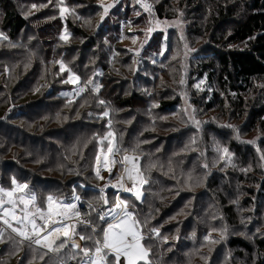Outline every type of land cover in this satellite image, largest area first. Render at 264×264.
Instances as JSON below:
<instances>
[{
	"label": "trees",
	"instance_id": "trees-1",
	"mask_svg": "<svg viewBox=\"0 0 264 264\" xmlns=\"http://www.w3.org/2000/svg\"><path fill=\"white\" fill-rule=\"evenodd\" d=\"M149 1L151 13L145 11L138 0H114L104 20L99 18V27L89 32L90 26H77L74 21L82 23L84 18L92 21L100 17L103 8L95 1L63 0L61 4L57 0H51V3L49 0H0V31L9 38L0 41V138L3 141L8 139L7 142L14 147H27V152L14 150L7 158L5 155L10 153V149L6 145L0 146V186L10 187L12 178L27 183L32 191L38 189L44 194L38 199L39 204L48 194L69 201L71 187L75 184L81 197L91 205L90 221L98 230L95 238H102L100 230L103 223L96 214L108 205H104L99 193L91 189L97 185L93 150L97 149L94 137L107 132L108 120H111L120 146L129 150L121 155H131L135 148V155L140 157L141 168L149 180L144 185L142 201L135 200L132 194H124L122 198L130 199L128 201L135 205L138 218L148 220L147 229L154 227L160 230L159 237L152 235L145 242L152 247L151 264H188L195 251L201 262L210 252L206 249L210 241L205 237L210 235L211 240H216L219 234L209 233L211 228L208 225L198 224L197 218L201 216L198 206L203 196L196 194L193 197L194 213L187 216L190 195L176 187L179 185L176 178L180 166L182 171L187 170L183 165L189 166L192 160L180 165L182 158L173 155L175 147L166 152L167 145L173 142H168L169 136L156 142L153 138H142V133L144 136L153 133L146 130L152 126L141 124L137 118V108H144L155 123L153 126L164 128L156 123L155 115L164 109L175 108L174 102L161 94L162 89L156 92L158 78L164 68L160 56L161 43L153 33L141 49L130 48L126 41H131L133 38L130 37L136 36L135 32L145 35V15L166 19L173 17L177 9H182L189 28L197 33L210 32L214 45L208 52V59L196 61L192 74L198 83L206 80L195 94L200 109L217 110L222 117H234L236 120L248 115L253 122L251 128H255L257 123L264 131V87H261L264 85V0ZM33 4L37 5L36 9L31 7ZM60 8L67 9L63 16ZM64 35H68L67 41L61 39ZM58 61H63L80 76V83L93 79L102 85L99 93L86 91L72 99L62 96L60 92L70 89L71 84L62 82L68 74H58ZM159 65L161 68H157ZM5 67L9 69L8 73L4 72ZM195 79H191L193 83ZM255 84H259L258 87ZM154 93L158 95L154 96ZM252 94L254 98L250 96ZM101 99L106 101L105 105L98 104ZM249 99L250 110L247 107ZM69 100L74 102L70 104ZM105 110L109 111V117L100 118ZM26 124L28 129L34 124V129L35 126L36 130L42 129V137L36 139L35 145L24 144V133L29 131ZM86 143L87 147L84 146ZM162 143L166 145L161 152ZM137 144L139 148H136ZM232 147L236 149L234 144ZM240 150L231 151L235 155L231 164L242 171L249 167L257 171L255 161L248 162L246 152ZM160 156H164L165 161H160ZM152 163L156 167L146 170ZM172 163L175 169L170 166ZM32 166L39 175L33 172ZM232 170L208 176L214 180L210 187L223 205V223L231 226L233 232L221 245L228 254L218 253V249L211 251L206 263L219 264L224 255L229 258V248L232 256L237 258L236 264H264V238L252 236L238 226L233 200L240 191L229 186L226 176L235 175L238 180L252 184L256 180ZM42 171L49 175L42 176L39 173ZM108 200L109 204L113 202V192H109ZM181 209L186 217L179 219L181 223L177 225H181L187 234L183 237L178 235L177 240L183 241L166 248L172 241L166 234L172 232L176 224L162 225L159 222L171 218ZM202 211L201 207L200 213ZM147 229L146 235L149 234ZM77 230L82 235L92 234L90 227L78 225ZM247 236H251L250 240ZM85 246H91V241H83ZM13 250L11 244H0V264H29L32 260L33 252L27 244L15 255L10 254ZM33 264H44V261L36 259Z\"/></svg>",
	"mask_w": 264,
	"mask_h": 264
},
{
	"label": "rangeland",
	"instance_id": "rangeland-1",
	"mask_svg": "<svg viewBox=\"0 0 264 264\" xmlns=\"http://www.w3.org/2000/svg\"><path fill=\"white\" fill-rule=\"evenodd\" d=\"M92 1H95L100 5L102 3L104 6H107L108 4L113 5L114 3V0ZM177 10L178 11H176L173 17L166 19H159L156 17L145 15L147 20L145 35L142 36L141 33L135 32L136 36L130 37L133 39L131 41H126V45H131L130 48L134 46L136 47V49H141L152 33L154 36H156L155 39H157L161 43L160 56L164 68L162 70L161 76L158 78V89L156 90V92H158L159 89H162L163 93L161 94H164L167 98L172 100L174 102L173 105L175 106V108L174 110L164 109L162 110V113L155 115L156 123L161 124L164 127L159 128L153 126L155 123L152 122V118L148 117L150 116L148 112L144 108L138 107V120L141 121V124L142 122H144V125L152 126L148 129H145L149 132H153L145 136L142 133L141 136L142 138H153L155 142L160 138H166L169 136L171 139H169L170 141L168 142H171V140H173V142L167 145L166 152H168L169 149L171 150L173 149V147H175V152H173V155L174 157L177 156L179 158H182V160L180 161V165L187 160H192V164H190L189 166L183 165V167H185L187 170L182 171V167L180 166L178 176L176 178V181L179 183V185L177 184L176 187L178 186V190H181V192L183 193L187 192L190 195L188 198L189 214L187 216H189L191 213H194L192 207L193 197L196 196V194L197 196H203V199H200L201 203L199 202L200 204L198 206V213L201 214V216L197 218L198 224L204 227L208 225L209 228H211L209 233L216 235L219 234L220 236L216 237L217 239L214 240L218 241L217 243H207L208 245L206 246V249L210 251L208 252V256L210 255L211 257V251H216L217 249L218 253L224 252L225 254H228L227 252L223 251L224 246L221 245L222 243H225V241L227 242L229 240L231 236L230 233H232L233 230L231 229V226L227 227V225L223 223V205L210 187V183H213L214 181L213 179H211L212 177L208 178L210 173L213 175L214 172H228L233 169L232 171L242 172V174L245 177H248L250 180H253L255 178L256 183L252 184L251 182L245 180H238L237 176L235 175L227 174L226 176L229 186L232 189H235V187H237L240 191L234 195L233 200V210L237 214V220L239 222L238 226L241 227V230L246 231L247 233L250 232L252 236L264 238V187L261 188V183L264 182V161L260 159L261 153H264V131L262 130V125H259L257 123L255 124L256 127L252 129L251 126L253 125V122L250 118H248V115H244L241 119L236 120V118L234 117H222L217 110L204 111L200 109L201 107L198 106V103L195 100V94L198 92V89L195 87L197 89L195 90L194 86L200 84L201 81H203L204 84L206 80L202 79L198 83L196 79L192 77V74L193 70L196 69V67H194L196 66V61H203L208 59V52L211 48L214 47V45L211 41L210 32L203 31L202 33H197L192 31L191 28H189V22L187 21L186 15H184L182 9ZM99 18L100 17H96V19H92V21L84 18L82 19V23H80L79 21H74V23L77 26H83V24L85 26H90L89 32H93L96 30V28L99 27L97 25L100 21ZM156 21H160V23L157 24ZM173 22H175L174 26ZM123 27L124 26H122L121 28ZM148 29L152 30L148 31ZM130 30H133V28ZM133 40H135V42H133ZM186 44L188 46L187 48H185ZM5 52L7 53V50H5ZM141 53L142 51L139 53V56H141ZM157 68H161V65H159V67ZM138 70L139 68H137V71ZM182 79L185 81L184 84L180 83ZM191 79H195V83H193ZM203 84H201L200 87ZM83 85L84 84L82 83H80L79 85L71 84L70 89H65L61 91L60 94L64 97L72 99L77 96L69 97L63 95V93L73 92L76 87ZM258 85L259 84H255L256 87H258ZM156 95L158 94L154 93V96ZM250 96H253V94ZM250 106L251 102L249 99L247 106L249 110ZM185 109H187L189 113L194 114L197 120L201 121V125L199 128L188 121L187 116L184 112ZM193 110H195L194 113ZM34 125H32L30 129H28L29 126L26 124V128L29 131H25L23 138L24 144L27 146H30L32 144L35 145L37 143L36 139L42 137V129L36 130V126L35 129L33 128ZM227 125H233L234 127L230 128L227 127ZM236 129H239V139H237ZM27 136L29 138H26ZM179 138L181 140L180 142L178 141ZM193 139L195 140V143H193ZM19 140L21 141L20 138ZM250 140H256V143H247V141ZM7 141L9 140L7 139ZM7 141H3L2 138H0V146L6 145L10 149V153L5 155L7 158H10L11 151L14 150H16L17 152H27L26 146L14 147ZM166 143L161 144V152ZM232 144L235 145L236 149L240 148L241 152H246V158L248 162L255 161L257 171H255L253 167H249L246 171H242L236 165L227 164V162L219 160V154L215 151L217 145H219L220 147H227L231 152L232 150H236L232 147ZM257 148H260L261 152H257ZM38 149L39 145L36 150ZM96 150H93L94 153L96 152ZM210 151L212 152V154L210 153ZM161 152H158V154H162ZM161 158L162 156H160L159 158L160 161H165L164 156L162 159ZM233 158H235L234 153H232V159ZM205 164H207L208 167H204ZM170 166H174L173 163ZM32 168L34 169V166H32ZM117 169L120 171L123 170V168L121 169L119 166H117ZM173 169H175V166ZM146 170H148V168H146ZM192 171H194V173ZM33 172L39 175L36 172V168L33 170ZM114 172L117 173L116 169H114L113 173ZM180 172H182L183 174L179 175ZM39 173L42 176L49 175L43 171L42 173ZM96 180L98 184L99 181L97 177ZM91 181H94V179H91ZM128 186H130V183ZM250 186H253V188L247 191L245 188ZM35 193L37 194L38 199L42 195H44L42 191L38 189L35 191ZM173 196L177 195L174 194ZM227 199L230 203V199ZM128 200L130 201V199ZM262 200L263 202L260 203V201ZM114 201L115 197H113V203ZM201 207L203 208L202 213H200ZM155 217H157V212ZM183 217L185 218L186 215L185 211L181 209L180 211H178V213L176 211V213L171 218L167 217L165 220L159 222L162 225L171 224L172 222H175L176 224V226L172 228L174 230L166 234L167 237L172 240L169 241L166 248H168L172 244L177 245L178 241H183L181 239L177 240L178 235L183 237V235L187 234L186 232L184 233V229L181 225H177L178 223H181L178 221ZM139 219L142 221L141 218ZM224 229H227V231L223 232L224 238L222 239V230ZM250 237L251 236H247L249 240ZM228 252L229 258L224 255L223 261L221 262L220 259L219 264H236V256H232V251L229 248ZM197 255L198 253L195 251L194 258L192 259V261L190 260V263L188 264H207L206 262L208 256L206 254H204V256H206L203 258V260H201V262L200 260H198ZM246 258L247 256L244 257V259ZM14 260L17 261V259Z\"/></svg>",
	"mask_w": 264,
	"mask_h": 264
},
{
	"label": "snow or ice",
	"instance_id": "snow-or-ice-1",
	"mask_svg": "<svg viewBox=\"0 0 264 264\" xmlns=\"http://www.w3.org/2000/svg\"><path fill=\"white\" fill-rule=\"evenodd\" d=\"M57 2L62 4L63 0H57ZM138 2L143 3V0H138ZM49 3H51V0H49ZM46 6L41 5V7ZM100 6L103 8L100 20L103 21L113 5L104 6L101 3ZM31 7L36 9L37 5L33 4ZM143 7L145 11L151 13V5L144 3ZM66 11V8H60L61 16ZM139 14L137 13V15ZM156 23L159 24L160 21H156ZM174 25L175 22H173ZM151 30L148 29V31ZM8 39V36L0 31V41ZM61 39L67 41L68 35L62 36ZM10 46L15 47V45ZM187 47L186 44L185 48ZM57 63L59 64L58 74L65 72L68 74V78L62 81L63 83L80 84V76L65 65L63 61ZM4 72L8 73L9 69L5 67ZM180 83L184 84L185 81L182 79ZM201 84H203V81L195 87L200 89ZM101 87L102 85L96 83L93 79H89L83 86H78L73 92L63 93V95L78 97L86 91L99 93ZM261 87H264V85ZM73 102V100H69L70 104ZM98 104L105 105L106 101L101 99ZM184 112L188 121L199 128L201 121L197 120L195 115L189 113L187 109ZM109 115V111L105 110L100 118H106ZM108 127L109 130L102 136L97 135L94 137L97 150L94 153L93 170L96 177L101 180L104 179L101 174L102 171L112 175L113 170L119 166L123 168V172L118 173L116 183L109 180L104 187L99 189L101 193L99 199L103 201L104 205H109V200L104 194L105 188L111 187L117 190L114 203L109 205L106 211L101 209L102 214H99V219L106 223V227L100 230L103 232L102 239L95 238L97 228L91 225L86 216L82 215L77 203L74 202L80 200L75 190H73L71 197L73 202L64 197L48 194L38 204L37 194L29 188V185L12 178L10 187L0 186V244L13 245L14 250L10 253L11 255L21 251L23 246L27 244L33 252L29 264H33L36 259L44 261V264H68L69 260L77 261V264H151L152 247L146 245L145 242L151 239L152 235L159 237L160 230L154 227L147 229L148 220L141 221L135 211V205L122 199L119 194L121 191L127 192L132 194L135 200L142 201L143 188L144 185L149 183V180L145 177L144 170H142L139 163L140 157L135 155L136 149L131 150L133 153L131 155H121V153H128L129 150L120 146L117 134L112 130L111 120H108ZM227 127L233 128L234 126L227 125ZM236 131L237 139H239V129H236ZM193 143H195L194 139ZM247 143L255 144L256 140H250ZM84 146L87 147V143ZM136 148H139L138 144ZM256 150L261 152L260 148ZM215 151L219 154L220 161L231 164L232 153L227 147L217 145ZM260 159L264 161V153H261ZM154 167L156 165L151 164L148 169ZM204 167H208V165L205 164ZM129 183L130 186H128ZM109 217L110 220L107 219ZM73 220L76 223H73ZM78 225L91 227L92 234H80L77 230ZM146 229L148 235L145 234ZM226 231L227 229L222 230V239L224 238L223 232ZM205 239L211 243L218 242L211 240L210 235ZM80 241H91V246L82 247Z\"/></svg>",
	"mask_w": 264,
	"mask_h": 264
},
{
	"label": "built area",
	"instance_id": "built-area-1",
	"mask_svg": "<svg viewBox=\"0 0 264 264\" xmlns=\"http://www.w3.org/2000/svg\"><path fill=\"white\" fill-rule=\"evenodd\" d=\"M144 3L151 5V2H150L149 0H143V3H140V4L143 5ZM120 168L122 169V167H120ZM115 169H116V172H117V173L114 172L112 175H109L106 171H102L101 174L104 176V179H103V180L98 179L99 183H98L96 186L91 187V189L94 190V191H96V192H98L99 195L101 196V193H100L99 189H100L101 187H104V185H105L109 180H111L112 183H116V181H117V179H118V173L123 172V170L120 171V170H118L117 168H115ZM113 171H114V170H113ZM113 175H114V177H113ZM78 185H79L80 187H83L82 184H78ZM71 190H72L71 197H72V195H73V190H75L76 195H78V196L80 197V200H79V201H74L75 203H77L80 212L82 213L83 216H86L89 220H91L92 210H91V208H90V204H89L88 202H86V201L81 197V195L78 193V191H77V189H76L75 184L72 185ZM109 192H113V197H116V194H117V190H116V189H113V188H111V187L105 188V193H104V194L106 195L107 198H108V194H109ZM119 194H120V196H121V198H122V195H124V194H127V195H128V194H130V193L122 192V191H121ZM71 197H70V198H71ZM69 201H70V202H73V201H71V199H69ZM112 203H113V202H112ZM112 203H110L109 205H111ZM109 205H108V206H109ZM108 206H107L106 208H104L103 210L106 211L107 208H108ZM99 214H102L101 210L99 211L98 214H96L97 217H98V219H99ZM107 219L110 220L111 218L109 217V218H107ZM99 221H100V223H103V224H101V225H102V228H105V227H106V223H105L104 221H101L100 219H99ZM72 222H73V223H76L75 220H73ZM90 222H91V221H90ZM91 225H92V223H91ZM81 226H83V225H81ZM92 226H93V225H92ZM94 227H95V226H94ZM90 228H91V227H90ZM91 229H92V228H91ZM100 239H101V238H100ZM80 243H81V246L83 247V241H80ZM68 264H77V261L69 260V261H68Z\"/></svg>",
	"mask_w": 264,
	"mask_h": 264
}]
</instances>
